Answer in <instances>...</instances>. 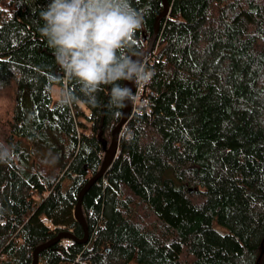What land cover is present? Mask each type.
Listing matches in <instances>:
<instances>
[{"label": "trees", "instance_id": "obj_1", "mask_svg": "<svg viewBox=\"0 0 264 264\" xmlns=\"http://www.w3.org/2000/svg\"><path fill=\"white\" fill-rule=\"evenodd\" d=\"M167 1L141 61L152 80L82 197L87 239H59L37 264H264V0ZM48 3L0 0V264H31L60 230L83 236L77 194L120 120L111 85L90 102L57 63L40 32ZM131 6L144 24L128 55L146 49L163 3Z\"/></svg>", "mask_w": 264, "mask_h": 264}, {"label": "clouds", "instance_id": "obj_2", "mask_svg": "<svg viewBox=\"0 0 264 264\" xmlns=\"http://www.w3.org/2000/svg\"><path fill=\"white\" fill-rule=\"evenodd\" d=\"M40 17L41 35L57 63L90 102L101 86L111 85L110 103L120 109L133 96L121 81L140 87L151 82L153 71L127 54L144 24L143 14L131 6V0H50ZM77 100L73 90L66 88L59 103L70 106ZM8 159L7 150L0 152V162Z\"/></svg>", "mask_w": 264, "mask_h": 264}, {"label": "water", "instance_id": "obj_3", "mask_svg": "<svg viewBox=\"0 0 264 264\" xmlns=\"http://www.w3.org/2000/svg\"><path fill=\"white\" fill-rule=\"evenodd\" d=\"M162 3H163L162 10L156 15V17L154 19L153 32L149 38V42H148L146 49L141 53L132 54L133 56L139 58L140 61H142L143 57L151 50L153 42L156 39L158 30H159L160 19L164 15H166V13L168 11V7H169L168 1L162 0ZM124 85L126 87H129L133 92V90H134V84L133 83L124 81ZM129 111H130V100L128 101V103L126 102L125 107L121 108L120 120L117 122V124L113 127V129L111 131V139H110L108 146L105 148V151L103 154V159H102V162H101L99 169L97 170V172L94 175H92L84 183V185L81 187V189L79 190V192L77 194V199H76L73 215H74L75 220H77L82 226L83 236L82 237H76L74 235V233H72L69 230H60L52 238H50L49 240H47L43 243L38 244L34 248L31 264H37L38 253L41 250L45 249L46 247L50 246L51 244L57 242L59 239L68 238V239L80 241V242L86 241L87 236H88V229H87L85 220H84L82 212H81V200H82V197H83L84 193L86 192V190L91 186V184L96 179H98L103 174L106 167L112 162L114 155L116 153V148H117V143H118V138H119V132H120L122 125L126 122V120L128 118Z\"/></svg>", "mask_w": 264, "mask_h": 264}, {"label": "built area", "instance_id": "obj_4", "mask_svg": "<svg viewBox=\"0 0 264 264\" xmlns=\"http://www.w3.org/2000/svg\"><path fill=\"white\" fill-rule=\"evenodd\" d=\"M140 89H141L140 86H137L134 84V90H133V96H132L133 103H135L136 100L138 99V93H139ZM43 221L46 224L48 231L53 232L55 229V226L53 225L51 220L48 218H44ZM61 242H62L64 247H67V245L71 243V240L68 238H62ZM68 264H87V262L84 259L79 258L78 254H77L76 257L74 258V260H72Z\"/></svg>", "mask_w": 264, "mask_h": 264}, {"label": "rangeland", "instance_id": "obj_5", "mask_svg": "<svg viewBox=\"0 0 264 264\" xmlns=\"http://www.w3.org/2000/svg\"><path fill=\"white\" fill-rule=\"evenodd\" d=\"M3 3H5V0H3ZM51 94H52L53 99H57L60 96V94H61L60 87L57 86V85H53V89H52ZM61 264H66V263H61ZM131 264H138V263L132 261Z\"/></svg>", "mask_w": 264, "mask_h": 264}, {"label": "crops", "instance_id": "obj_6", "mask_svg": "<svg viewBox=\"0 0 264 264\" xmlns=\"http://www.w3.org/2000/svg\"><path fill=\"white\" fill-rule=\"evenodd\" d=\"M52 89H53V86H52ZM52 89H51V92H52Z\"/></svg>", "mask_w": 264, "mask_h": 264}]
</instances>
